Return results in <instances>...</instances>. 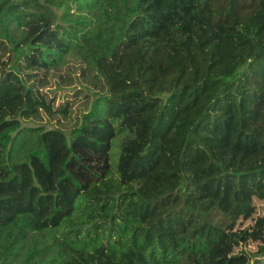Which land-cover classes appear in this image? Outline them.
<instances>
[{"label":"trees","instance_id":"1","mask_svg":"<svg viewBox=\"0 0 264 264\" xmlns=\"http://www.w3.org/2000/svg\"><path fill=\"white\" fill-rule=\"evenodd\" d=\"M27 1L0 0V264H264V0Z\"/></svg>","mask_w":264,"mask_h":264},{"label":"rangeland","instance_id":"2","mask_svg":"<svg viewBox=\"0 0 264 264\" xmlns=\"http://www.w3.org/2000/svg\"><path fill=\"white\" fill-rule=\"evenodd\" d=\"M19 0H8V5L18 3ZM58 0H34L27 1V4H24L21 7H17L18 9L26 8L31 12H37L39 14L51 15L54 18V25L66 27V23L61 21V12L63 10V5L57 6ZM71 15L77 14L76 7L74 4H70V9L68 11ZM82 64H80L79 58L70 55L66 58L64 65L61 67L60 71L51 73L46 77V82H44V86L41 88L43 92H45L48 97H55L54 106L63 103L65 101H72L74 95V88L78 90L77 81L80 80V70ZM40 77H43L42 75ZM60 79H65V83L62 84ZM59 83V85H57ZM54 93V95H53ZM82 96H79V100L74 103L72 106V114L74 117L78 113V109L81 106ZM22 127H42L43 129H53L56 128L57 125L55 121L48 120L43 118L42 121H34V120H23ZM125 133H121L116 138L113 139L111 149L109 151V165L111 174L115 170V165L117 161V156L119 152V144L122 139L126 136ZM257 208V214L260 215L264 212V203H255ZM78 214V213H77ZM75 214L70 222L65 223L60 229L54 231V235L61 239L62 235H66L71 225L75 224L78 220V216ZM85 219V218H84ZM67 236V235H66ZM43 240L49 241V234L43 235ZM102 241L105 242V238L102 236ZM244 251L253 253L255 251V246L253 244H248L242 247Z\"/></svg>","mask_w":264,"mask_h":264}]
</instances>
